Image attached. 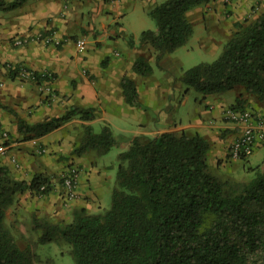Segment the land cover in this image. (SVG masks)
<instances>
[{
    "label": "crops",
    "instance_id": "1",
    "mask_svg": "<svg viewBox=\"0 0 264 264\" xmlns=\"http://www.w3.org/2000/svg\"><path fill=\"white\" fill-rule=\"evenodd\" d=\"M163 2L27 0L16 9L0 11V120L11 137L9 153L0 161L15 179L27 182L36 175L46 176L54 171H77L74 198L69 199L66 194L65 198L60 197L59 186L52 182V191L40 199L33 193L26 194L25 207L47 205L48 212L56 213L54 216L59 220L69 223L77 210L96 214L105 210L103 198L110 195L112 199L117 169L114 176L108 175L110 166L105 163L112 150L103 156L89 149L68 155V161L63 157L69 152L68 146L75 144L72 136L75 128L85 132L86 127H91L97 132V126L110 127L121 140L115 146L118 157L129 149L134 138L150 139L164 133L198 134L210 144L209 164L216 176L221 175L218 172H226L229 165L240 163L230 157L229 148L240 135L242 124L228 116L227 111L242 97L244 109L233 110L249 111L254 119L264 122V105L246 91L238 94L235 101L225 92L211 94L218 96L205 110H196L189 121L185 115L178 114L180 107L188 104V97L181 80L184 71L170 65L172 60L181 64L179 58L172 56L177 50L157 62L154 54L152 57L144 54L149 46L140 44L142 32L153 29L146 20L149 9ZM251 2L212 0L207 7H198L189 13L195 15L198 22L195 26L200 29L197 38L200 48L209 47L213 61L238 30L237 26L251 15ZM130 16L135 17L132 23L128 22ZM46 33H56L62 38L61 45L39 40L38 35ZM17 37H28L31 41L17 47L14 44ZM79 40H83L81 45ZM140 57H146L152 65L151 76L143 78L134 72V63ZM154 64L166 75H157ZM9 65H25L37 73V79L23 81L18 74L11 73ZM125 76L137 83L141 107L126 102L121 87ZM75 106L93 109L95 119L73 118L41 137L31 138L19 132V120L30 125L48 122ZM38 148L46 152L41 154ZM11 156L16 157L19 168L12 164ZM255 156L264 157V139L257 140L254 153L247 160ZM263 167L264 159L261 165L249 170L255 173L257 168Z\"/></svg>",
    "mask_w": 264,
    "mask_h": 264
},
{
    "label": "trees",
    "instance_id": "2",
    "mask_svg": "<svg viewBox=\"0 0 264 264\" xmlns=\"http://www.w3.org/2000/svg\"><path fill=\"white\" fill-rule=\"evenodd\" d=\"M27 0L0 1V11ZM212 0H167L149 9L156 29L142 32L140 44L154 51L158 62L186 45L194 35L188 14ZM141 77L153 74L146 57L133 66ZM188 87L204 97L243 87L264 105V12L239 26L211 63L185 70ZM126 102L141 107L137 83L125 76ZM233 109H244L242 97ZM93 109L70 108L48 122L18 121L19 132L41 137L79 117L95 119ZM76 153L92 149L108 154L121 141L108 126L100 132L86 127ZM209 142L201 135L164 133L134 138L118 157L116 184L109 209L90 214L78 210L67 224L35 221L39 243L57 239L72 249L75 264H262L264 253V170L247 182L221 179L211 171ZM44 196L52 191L48 177L30 182L15 179L0 161V264H35V255L21 249L4 225L5 213L17 193Z\"/></svg>",
    "mask_w": 264,
    "mask_h": 264
},
{
    "label": "rangeland",
    "instance_id": "3",
    "mask_svg": "<svg viewBox=\"0 0 264 264\" xmlns=\"http://www.w3.org/2000/svg\"><path fill=\"white\" fill-rule=\"evenodd\" d=\"M167 1V0H163ZM210 4V3H209ZM250 13L251 15L247 16V18L244 19L241 25H248L252 20L260 16L264 12V0H252L250 3ZM208 4L204 5V7H207ZM203 7V6H202ZM205 9V8H204ZM188 19L194 26V36L190 39V41L184 46L178 49L172 56L179 58V62L181 64H177L173 60L170 61V65L175 70H182L185 71L187 69H190L193 66H196L202 62H211L213 61V56L210 53V48H200L198 37H199V26L197 25V20L195 15L188 14ZM147 22L151 25L153 29H156V23L155 21L148 16ZM135 21V17L130 16L128 19L129 23H132ZM237 28H239L237 26ZM132 41V39H129ZM146 51H144V54L147 57L153 56V51L150 47H148ZM175 58V59H176ZM174 62V64H171ZM156 71L157 75L164 74L166 75V72L164 70L159 69L155 64L153 65ZM8 69V68H7ZM15 75L18 74L17 71H11ZM174 76H176L174 73H172ZM139 76V75H138ZM144 78V77H143ZM184 84V83H183ZM185 85V84H184ZM187 86L185 85V94L188 97V104L185 107H180V110H178V114L185 115L186 121H189V119H192L194 113L196 110H205L208 105L215 100L216 96L218 95H207L205 98L204 95L193 89L190 88L187 90ZM245 90L241 87H238L237 90L228 91L226 92L227 96L230 97L235 101L236 96L240 93H244ZM175 105L178 104L176 101L174 102ZM178 115L176 114V117ZM78 118V117H74ZM102 127V126H101ZM97 126L96 131L99 132L102 130V128ZM71 132V131H70ZM72 133V132H71ZM86 132L84 130H78V128H75V132L72 134L73 138H75V144L74 146H71L67 148V155H64L63 157L69 160L70 156L68 155H74L76 154V149L78 147V143H81L84 135ZM97 154L100 155L98 152ZM263 158H260V156L252 157L250 160H240V163H233V165H229L226 169V172H218L221 175H218L221 179H231L233 178L234 181L237 180V182H247L250 179L253 178L254 173L251 172L249 169L251 167H257L263 163ZM105 163H107L110 166V169L108 170V175L114 176L115 169H118V154L117 149L114 147L112 151L106 156ZM116 168H113L115 167ZM264 170V167L261 168ZM71 170V169H70ZM72 172V171H70ZM63 172L60 173L58 171H54L50 175H46L56 186H59L60 189V197H62L64 194H66V197H69L67 195V190L64 186V180L68 175H72V173ZM213 172V171H212ZM214 174V173H213ZM115 182V178L113 180ZM52 184V186H53ZM63 187V188H62ZM65 189V190H64ZM32 193L31 191H24L23 193H17L13 198L11 203L9 204L6 213H5V219H4V225L5 227L10 231V233L13 235L14 239L16 240L18 246L23 250H30L32 254L35 255V264H75L73 253L71 247L63 240L57 239L53 242L47 243V244H40L39 243V237H40V231L35 227V221L40 222H49V223H61V224H67L66 222L59 220L56 216V213L54 212H48V207H46L44 204L42 206L37 207H25L23 199L25 200L26 194ZM33 196H36L37 198H41V196H38L36 193H33ZM65 198V195H64ZM104 204L103 208L105 210L110 207L111 205V196L107 195L105 198H103ZM14 206V207H13ZM11 208V211H9ZM103 210V211H105ZM78 211V210H77ZM76 211V212H77ZM101 211V212H103ZM9 215L7 216V214ZM74 213V216L76 214ZM73 216V218H74ZM72 222V221H71ZM70 223V222H69ZM262 264H264V253L262 255Z\"/></svg>",
    "mask_w": 264,
    "mask_h": 264
},
{
    "label": "built area",
    "instance_id": "4",
    "mask_svg": "<svg viewBox=\"0 0 264 264\" xmlns=\"http://www.w3.org/2000/svg\"><path fill=\"white\" fill-rule=\"evenodd\" d=\"M38 38L45 44H53L55 46H59L62 43V38L59 37L56 33L39 34ZM30 41L31 40L28 37H17L14 40V44L17 47H20L29 44ZM82 43L83 40L78 41V44L81 45ZM9 68L12 69V71H17L18 76L23 81H35L37 79V73L25 65H9ZM227 113L228 116H230L234 120L239 121L242 124L240 135L235 139V141L229 148L230 157L234 160L248 159L254 153L257 140L264 139V122H262L260 119H254L252 113L249 111H235L233 109H230L227 111ZM10 144V132L4 127L0 120V158L8 155ZM38 151L39 153L43 154L46 152V149L38 148ZM10 161L14 166L19 168L20 165L16 157L11 156ZM76 172L77 171L75 170L72 171V175H68L64 180V186L67 190L69 199L75 197V190L77 186Z\"/></svg>",
    "mask_w": 264,
    "mask_h": 264
}]
</instances>
